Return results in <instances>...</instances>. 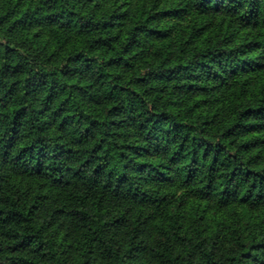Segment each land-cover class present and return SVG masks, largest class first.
Segmentation results:
<instances>
[{"label": "trees", "instance_id": "1", "mask_svg": "<svg viewBox=\"0 0 264 264\" xmlns=\"http://www.w3.org/2000/svg\"><path fill=\"white\" fill-rule=\"evenodd\" d=\"M0 264H264V0H0Z\"/></svg>", "mask_w": 264, "mask_h": 264}]
</instances>
